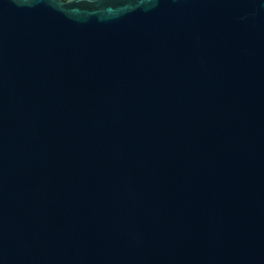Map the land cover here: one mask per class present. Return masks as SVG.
<instances>
[{"label": "water", "instance_id": "water-1", "mask_svg": "<svg viewBox=\"0 0 264 264\" xmlns=\"http://www.w3.org/2000/svg\"><path fill=\"white\" fill-rule=\"evenodd\" d=\"M0 264H264V0H0Z\"/></svg>", "mask_w": 264, "mask_h": 264}, {"label": "trees", "instance_id": "trees-1", "mask_svg": "<svg viewBox=\"0 0 264 264\" xmlns=\"http://www.w3.org/2000/svg\"><path fill=\"white\" fill-rule=\"evenodd\" d=\"M65 1H68V0H65Z\"/></svg>", "mask_w": 264, "mask_h": 264}]
</instances>
